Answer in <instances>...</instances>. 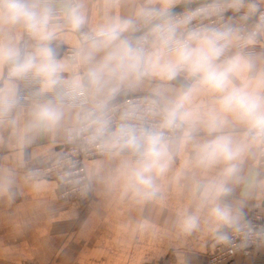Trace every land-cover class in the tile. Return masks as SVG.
<instances>
[{"label": "clouds", "instance_id": "clouds-1", "mask_svg": "<svg viewBox=\"0 0 264 264\" xmlns=\"http://www.w3.org/2000/svg\"><path fill=\"white\" fill-rule=\"evenodd\" d=\"M0 218L3 264H264V0H0Z\"/></svg>", "mask_w": 264, "mask_h": 264}, {"label": "crops", "instance_id": "crops-1", "mask_svg": "<svg viewBox=\"0 0 264 264\" xmlns=\"http://www.w3.org/2000/svg\"><path fill=\"white\" fill-rule=\"evenodd\" d=\"M67 230V226L62 224L51 227L46 223L38 224L33 231L23 238V242L20 244L21 254L17 256L13 264H53V258L46 254L45 240L51 235L54 237L55 244L59 246L64 243L59 237V233ZM12 231V226L0 218V239L8 241ZM108 239L109 237L104 231L94 237V247L90 249L93 254L87 264H109L108 256L103 252L107 250ZM91 246L89 245V247ZM75 250L79 251V247H76ZM0 264H3V262H0Z\"/></svg>", "mask_w": 264, "mask_h": 264}]
</instances>
